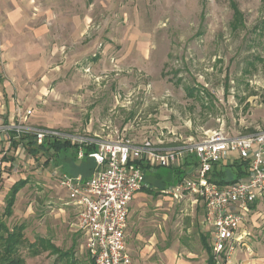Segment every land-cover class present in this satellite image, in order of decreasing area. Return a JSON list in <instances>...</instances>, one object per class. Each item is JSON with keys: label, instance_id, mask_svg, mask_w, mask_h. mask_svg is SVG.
<instances>
[{"label": "rangeland", "instance_id": "1", "mask_svg": "<svg viewBox=\"0 0 264 264\" xmlns=\"http://www.w3.org/2000/svg\"><path fill=\"white\" fill-rule=\"evenodd\" d=\"M29 109V126L157 149L264 129V0H0V126L17 125ZM16 149L4 170L11 179L0 178V222L24 226L23 264H93L77 212L52 175L58 161ZM60 160L71 165L69 156ZM139 165L150 191L130 206V249L141 236L132 257L165 264L172 249L192 264L214 260L198 200L162 193L182 169ZM18 180L27 183L6 218ZM243 228L234 264H264V202ZM40 239L47 248L31 254Z\"/></svg>", "mask_w": 264, "mask_h": 264}, {"label": "built area", "instance_id": "2", "mask_svg": "<svg viewBox=\"0 0 264 264\" xmlns=\"http://www.w3.org/2000/svg\"><path fill=\"white\" fill-rule=\"evenodd\" d=\"M30 115L29 109L17 125L0 126V137L11 140V134L13 139L28 134L38 145L46 140L66 141L75 147L77 160L84 158V148L95 147L87 155L95 162L88 178L52 167L57 186L77 212V228L86 238L85 247L93 264H132L126 230L135 196L150 188L137 164L144 161L170 168L193 160L183 177L162 193L175 199L190 195L198 200L216 264L228 263L236 246L245 245L246 218L258 203L264 202V129L238 136L213 132L199 142L157 149L149 142L134 145L126 138L102 140L36 128L25 124ZM235 160L248 162L246 177L224 185L212 180L214 165L228 168Z\"/></svg>", "mask_w": 264, "mask_h": 264}, {"label": "trees", "instance_id": "3", "mask_svg": "<svg viewBox=\"0 0 264 264\" xmlns=\"http://www.w3.org/2000/svg\"><path fill=\"white\" fill-rule=\"evenodd\" d=\"M234 7V14L237 16L236 18L239 21L240 14L237 9ZM235 26V25H234ZM237 27V25H236ZM13 134H11V146L12 148H21L26 154L37 158L40 155L47 156L45 163H51L53 161H58V170L75 176L78 174H82L84 178H88L95 169V162L88 158L87 155L89 152L95 150L94 146H89L84 148V158L81 160H77L76 157V149L74 146H71L66 141L59 140H46L42 144L38 145L35 141L34 136L32 135H21L18 139H13ZM63 156H69L71 165H63L60 160ZM191 159V158H190ZM78 162V164H76ZM57 164V163H56ZM139 164V163H137ZM53 166L55 167L54 163ZM248 162L242 160H235L230 167L224 168L219 165H214L212 170V180L220 185L231 184L234 183L248 174ZM177 169V168H176ZM183 172H174L177 175L175 182L179 181L183 175ZM161 182H166L168 185L169 180H161ZM26 180H18L16 181L8 190L5 199V208H4V216L10 217L12 214V207L15 202V196L17 192L26 185ZM166 187V186H162ZM163 190V189H162ZM144 191L149 192V189ZM23 229L24 226H14L9 229L5 223L0 222V264H23L24 261L19 257L18 251L21 246L24 245L25 239L23 238ZM46 241L39 240V245H31V254H36L39 252L38 247L42 249H46ZM203 247L208 250V245L206 239H202ZM51 249H55L51 247ZM207 264H215L213 258L209 256L207 258Z\"/></svg>", "mask_w": 264, "mask_h": 264}, {"label": "crops", "instance_id": "4", "mask_svg": "<svg viewBox=\"0 0 264 264\" xmlns=\"http://www.w3.org/2000/svg\"><path fill=\"white\" fill-rule=\"evenodd\" d=\"M10 146H11V140H7L5 138H1L0 137V152L2 151V153H0V156H1V158H0V165H1V168H2L1 170L3 171V172L0 171V178H3L5 176V177H8L9 179H11V175L7 172L10 167H12V166L14 167V162L13 161L11 162L12 159L10 161H8L9 158H7V156H9V155L11 156L12 155V147H10ZM17 149L19 151V147ZM22 152L24 153L23 150H22ZM14 155L16 156V154H14ZM29 157H30V155H29ZM192 165H193V160L192 159H188V160H185L182 163H179L176 166V168L178 170H181L182 169L183 171L181 170V172H183V175H184L185 174V171L184 170L186 169V167L189 169ZM4 170H7V171L4 172ZM9 179H7V180H9ZM139 195H142V194L141 193H138L135 197H137ZM132 224L134 225L135 224V221H133ZM140 238H141V236H139L138 234L134 235L133 240H132L133 241L132 244L134 246L130 249L129 248V244H128V239H127V236H126L127 250H128V253L131 256L132 264H135V263L136 264H140L139 263V259H134V257H132V256L138 254V252L136 251V248L138 246H136L137 243H135V242L139 241L138 239H140ZM146 248H149V247H146ZM151 250L154 252V250L152 248H151ZM147 251L148 250H146V249L142 250V254L146 255L148 253ZM163 255H164V259L165 260L166 259L170 260L169 263L166 262L165 264H192V259L193 258H189V260H187V261L179 260V259L176 258V253L172 249L171 250H168V251L165 250V252H163ZM206 261H207V259L205 260V264H207ZM233 261L234 260L231 257L230 261L227 264H234ZM247 262H248V260L246 262L243 260L242 261V264H247Z\"/></svg>", "mask_w": 264, "mask_h": 264}]
</instances>
